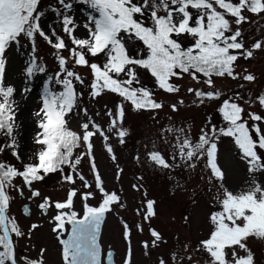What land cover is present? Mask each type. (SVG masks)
<instances>
[{
	"label": "snow or ice",
	"instance_id": "snow-or-ice-1",
	"mask_svg": "<svg viewBox=\"0 0 264 264\" xmlns=\"http://www.w3.org/2000/svg\"><path fill=\"white\" fill-rule=\"evenodd\" d=\"M40 3L0 0V136L7 141L0 144V154L10 151L19 163L0 159V264H47V249L43 247L35 256L30 251L18 255L19 241L30 239L39 225L33 223L27 231L21 227L11 214L17 197L27 201L22 206L26 216L31 215V204L36 201L43 215L52 213L48 222L61 246L62 264H102L101 224L107 214L127 205L123 188L116 191L105 186L96 162L95 139L103 141L105 151L116 163L115 178L119 181L124 169L117 162L111 138L120 145L126 143L130 135L124 126L128 106L136 113L162 110L165 104L158 99L157 90L179 94L182 86L176 81L185 76L195 82L186 89L194 96V105L221 101L215 109L221 122L218 125L209 117L195 138L190 126H176L174 122L163 126L158 134L161 144L153 142L146 157L161 170H196L202 165L200 180L211 194L209 211L195 247L184 243L167 257L160 254L153 264H257L249 240H264V91L250 92L245 98L240 91L229 89L231 94L226 95L215 81L231 78L256 82V75L240 61L247 62L257 50L264 51V0H76L79 6H87L82 24L73 12L72 0H56L55 6L46 10L40 9ZM245 24H256L262 34L253 38L246 33ZM182 36L192 42L185 46ZM38 39L54 50L58 71L44 81L40 107L32 113L36 125L33 151L22 154L17 135L18 90L6 82L5 66L10 62L8 51L22 49L28 56L23 65L25 76L31 79L46 73V65L38 56ZM64 51L68 56L62 54ZM78 68L88 69V83ZM141 70L153 78L152 87L141 80ZM78 85L88 89L93 101L106 94L118 98L112 107L104 105L106 127L95 118L100 112L90 114L87 107L80 106L84 92L77 90ZM245 86L239 83L237 88ZM184 104L180 98L169 107L175 113ZM254 106L259 110L252 111ZM223 138H230L236 158L245 167L240 186L226 185V171L219 162ZM85 158L92 180L80 167ZM135 159L141 161L139 155ZM56 173L60 174V184L66 186L62 197L59 193L46 194L39 187ZM136 179L142 181L143 177ZM130 187L141 192L143 184L132 183ZM78 200L82 203L79 211ZM155 205L156 200L143 190L135 208L140 222L130 225L122 221L127 244L122 264H133V231L143 235L146 224L148 237L139 241L145 255L167 243L151 225ZM183 220L190 226L189 215ZM106 264H115L111 249Z\"/></svg>",
	"mask_w": 264,
	"mask_h": 264
},
{
	"label": "rangeland",
	"instance_id": "rangeland-1",
	"mask_svg": "<svg viewBox=\"0 0 264 264\" xmlns=\"http://www.w3.org/2000/svg\"><path fill=\"white\" fill-rule=\"evenodd\" d=\"M72 2L74 5L73 12L77 15L78 22L82 24L87 15V6H79L76 0ZM55 4L56 0H41L40 9L46 10L49 6H55ZM77 7H80L79 12L76 11ZM252 19L255 20L256 18L253 17ZM261 23L264 24V22ZM244 28L246 33L253 38L262 34L256 30V24H245ZM180 39L185 46L192 42L191 38L187 36H182ZM37 49L38 56L46 65V73H37L33 78H27L24 74L23 65L27 63L28 56L22 49H10L7 53V58L10 62L5 66L6 82L15 85L18 90L15 94V100L19 106L17 135L22 154H30L33 151L32 137L36 125L32 113L40 107L44 81L47 80L49 75H53L58 71V64L52 54L54 50L42 39H38ZM62 54L68 56L67 51ZM98 59L102 60L103 57ZM240 63L256 75L257 80L255 83L248 84L242 81H233L231 78H216V86L224 91L226 95L231 94L228 91L229 89L232 92L240 91L245 98L248 97L250 92L255 95L260 91H264V51L257 50L253 59L247 62L241 60ZM77 71L86 77V83L90 81L91 77L88 69L78 68ZM141 80L149 87L154 85L153 78L143 70H141ZM176 83L182 86L179 94H167L162 90H157L158 99L165 104V107L158 112L141 111L136 113L128 106L124 126L130 129V135L126 139V143L120 145L115 137L111 138V143L118 157L117 162L124 169L119 181L115 178L116 163L110 159L105 151L103 141L99 138L95 139L94 152L96 162L105 181V186L108 190L116 191L123 188L122 196L127 205L125 209L117 208L114 212L107 214L102 225L100 243L103 251L107 249L113 251L116 264H122V257L127 248L126 241L122 235V221H126L130 225L140 222V218L135 215V208L141 202L143 190H147L148 198L156 200V216L152 219L151 225L162 233L167 243L145 255V251L139 241L148 237V225H145L143 235L134 230L132 235L133 264H153L154 261L158 260L160 254H164L167 257L170 251L179 249L184 243H191L195 247L198 238L203 235L211 194L207 193V185L200 180V168H202V165L196 170L183 168L161 170L151 165L146 157V152L151 148L153 142L157 146L161 144L158 134L163 126L173 122L176 126H190L192 136L195 138L198 136L200 129L205 126V122L209 117L213 118V122L218 125L221 122L219 113L215 112L221 101H206L204 105H194L192 103L194 96L188 94L186 89L187 87L195 86V82L190 77L185 76L183 80H178ZM239 83H245V88L242 90L238 89L237 85ZM52 86L50 84V87ZM55 87L59 88V86ZM26 88L29 91H24ZM77 90L84 92L80 106L87 107L90 114H94L97 111L100 112L101 116L95 118L97 122L102 123L106 127L108 118L104 115V105L107 103L108 107H112L113 102L117 101L118 98L114 94H106L93 101L87 95L88 89L78 85ZM180 98L184 99L185 104L180 106L178 112L174 113L169 105ZM251 110L258 111L259 109L258 106H254ZM169 117H171V120H169ZM71 126L75 128V124ZM6 142L5 137L0 136V144ZM219 149V162L226 171V185L230 187L240 186L245 179V167L236 158L230 138H223ZM80 151H83V149H80ZM168 151L170 152L171 149H168ZM137 155L141 157L140 162L135 159ZM0 159L10 161L19 166L18 161L12 157L10 151L0 154ZM80 167L86 178L92 180L93 177L87 158L82 161ZM59 175V173L51 174L39 185L44 193H59L60 197L63 196L66 186L60 184ZM137 177H143V180L137 181ZM137 182L143 184L141 192H136L130 187L132 183ZM94 187L93 184V189ZM53 198L56 199L58 197ZM194 199L197 201L195 205L193 204ZM26 202L23 198L17 197L11 206V214L17 217L25 231L33 223L38 224L39 227L34 230L30 239L25 237L19 241L18 255L30 251L35 256L39 249L43 247L47 249V264H62L61 247L56 235L51 231L53 225L48 222L52 213L50 212L48 216L43 215L37 208L38 201H36L32 202L31 215L27 217L22 211V206ZM90 203L94 204L95 201H90ZM76 208L78 211L82 208V203L79 200L76 203ZM185 215L190 216V226L184 223L183 217ZM249 245L255 253L257 264H264V240L252 238L249 240Z\"/></svg>",
	"mask_w": 264,
	"mask_h": 264
},
{
	"label": "flooded vegetation",
	"instance_id": "flooded-vegetation-1",
	"mask_svg": "<svg viewBox=\"0 0 264 264\" xmlns=\"http://www.w3.org/2000/svg\"><path fill=\"white\" fill-rule=\"evenodd\" d=\"M101 244V243H100ZM107 250L103 251V247L101 246V253H102V256H101V261H102V264H106V257H107Z\"/></svg>",
	"mask_w": 264,
	"mask_h": 264
},
{
	"label": "bare ground",
	"instance_id": "bare-ground-1",
	"mask_svg": "<svg viewBox=\"0 0 264 264\" xmlns=\"http://www.w3.org/2000/svg\"><path fill=\"white\" fill-rule=\"evenodd\" d=\"M101 240V234H100V236H99V241ZM102 246V245H101Z\"/></svg>",
	"mask_w": 264,
	"mask_h": 264
},
{
	"label": "trees",
	"instance_id": "trees-1",
	"mask_svg": "<svg viewBox=\"0 0 264 264\" xmlns=\"http://www.w3.org/2000/svg\"><path fill=\"white\" fill-rule=\"evenodd\" d=\"M40 6H41V3H40ZM187 43V42H186ZM190 44V43H189ZM150 75V74H149Z\"/></svg>",
	"mask_w": 264,
	"mask_h": 264
}]
</instances>
